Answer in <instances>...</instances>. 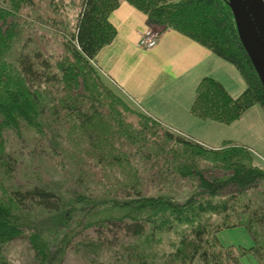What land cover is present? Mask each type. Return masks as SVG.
<instances>
[{"label":"trees","instance_id":"obj_1","mask_svg":"<svg viewBox=\"0 0 264 264\" xmlns=\"http://www.w3.org/2000/svg\"><path fill=\"white\" fill-rule=\"evenodd\" d=\"M55 1L48 0L44 9L52 14L44 15L41 1L0 0V264H12L1 246L21 236L32 264H61L67 248L88 264H168L174 255L153 246L167 231L180 232L172 243L179 242L185 264H246L243 256L264 264V167L253 163L251 149L230 138L207 146L112 93L93 58L115 34L108 15L119 0H77L69 27ZM127 1L157 32H183L244 78L236 97L216 79L202 78L196 114L230 122L254 103L264 112L263 88L226 0ZM46 29H56L61 47L50 48ZM127 113L138 115L137 125ZM48 130L58 133L60 148L50 151L72 182L62 193L36 182L7 184L15 158L4 133L40 139ZM184 180L195 187L179 195ZM31 210L56 219L51 229L27 219ZM212 213L223 218L211 220ZM223 228L244 230L251 243L223 246Z\"/></svg>","mask_w":264,"mask_h":264},{"label":"crops","instance_id":"obj_2","mask_svg":"<svg viewBox=\"0 0 264 264\" xmlns=\"http://www.w3.org/2000/svg\"><path fill=\"white\" fill-rule=\"evenodd\" d=\"M146 18L130 2L119 0L108 15L115 34L93 63L133 107L207 146H220L228 139L226 126L246 109L230 122L201 117L192 110L198 84L212 77L236 97L246 86L244 78L234 64L174 28L159 31L154 46H140Z\"/></svg>","mask_w":264,"mask_h":264},{"label":"rangeland","instance_id":"obj_3","mask_svg":"<svg viewBox=\"0 0 264 264\" xmlns=\"http://www.w3.org/2000/svg\"><path fill=\"white\" fill-rule=\"evenodd\" d=\"M35 1L36 2L41 1V4L40 3L39 4L42 6L41 11L44 15L52 14V12L49 9L46 12L44 9L45 6L47 7L46 3L48 2V0H35ZM55 2L57 3V5L63 6L64 10L63 13H61L60 15L63 19V24L69 27L74 21L75 14L77 11L78 1L59 0L58 2L57 1ZM151 27L153 28L154 26ZM55 30L56 29H46L47 34L49 32L51 38V40L49 41L50 48L61 47L60 45L61 39L60 37L55 35L56 34L54 32ZM39 39L42 41L41 37H39ZM41 43H42L41 46L47 49L48 44H46L43 41ZM102 77L104 81L109 85L107 87L111 89L113 94L121 95L116 90V88L112 87L111 83L104 76ZM127 114H128L126 116L127 120L132 121L134 124L137 125L138 115L135 113H127ZM225 131L228 134V138L247 145L251 149V152L253 154V158H252L253 163L261 167H264V112L259 104L254 103L250 107H248L237 120L226 126ZM60 135L63 134L60 133ZM4 137H5L6 151L9 152L15 158V166H14L15 169L13 170V174L9 175L10 179L7 181L8 182L7 184H10L11 182L13 184L22 183V182L23 183L36 182L42 184L43 186H49L57 192H61L64 191V188L68 187L69 183L72 182L70 180L71 176L69 175V172L66 171L67 169L66 168L63 169L61 164L57 163L58 160L56 155L52 154L51 153L52 151H50L52 146L54 147L53 150L56 152L57 149L60 148L59 147L60 145L58 144L60 139L58 138L57 132L53 133L51 132V130H48V132H46V135H42L41 138L39 139L37 135L35 136L33 134V132L28 134L23 133L21 135V134H15L11 131H7L6 133H4ZM156 137L158 136L156 135ZM181 184L178 187L179 195H181L180 191L186 192L195 187V184H189L185 180ZM258 191L260 192V187L253 189L250 192L251 194L252 193L256 194ZM37 214L38 212H36L35 210L33 211L31 210L29 212H26L27 215L26 218L27 219L36 218L37 222L40 221L45 222L42 228L43 231H46V229H51L52 221L56 219L54 218L43 219L39 217ZM211 217H212L211 220L212 219L221 220L223 218L221 214H216V213H212ZM78 230L79 227L76 229V232ZM82 232H84V234L86 235L92 234L91 229H86L85 231ZM179 235L180 232H176V233L172 231L164 232L162 234L161 242L157 243L156 245H153L156 251L159 252L164 251L169 256L170 254L174 255L172 258H170L171 260H173L174 263L170 260H166V262L169 261L168 264H185L183 261H181L178 258L177 255V253H179L177 249L181 248L179 247V245H177L179 242L172 243V241H176L179 239L180 237ZM218 236L223 246H227V244L229 243H237V244L239 243L244 246H248L251 243L249 236L244 232V230L239 228L220 229L218 232ZM1 248L3 254H5L6 258L12 264H32L33 262V252L25 236H21L12 241L6 242L4 243V245L1 246ZM241 259L242 261H245L246 264H255L252 257L243 256ZM155 262L156 264H160L159 261H157V259H155ZM61 264H88V263L79 253H76L73 249L67 248L62 257ZM133 264H135V262H133Z\"/></svg>","mask_w":264,"mask_h":264},{"label":"water","instance_id":"obj_4","mask_svg":"<svg viewBox=\"0 0 264 264\" xmlns=\"http://www.w3.org/2000/svg\"><path fill=\"white\" fill-rule=\"evenodd\" d=\"M237 35L264 91V0H226Z\"/></svg>","mask_w":264,"mask_h":264},{"label":"built area","instance_id":"obj_5","mask_svg":"<svg viewBox=\"0 0 264 264\" xmlns=\"http://www.w3.org/2000/svg\"><path fill=\"white\" fill-rule=\"evenodd\" d=\"M157 35L158 32L148 25L141 32L140 37L138 39V44L144 48H150L155 45Z\"/></svg>","mask_w":264,"mask_h":264}]
</instances>
